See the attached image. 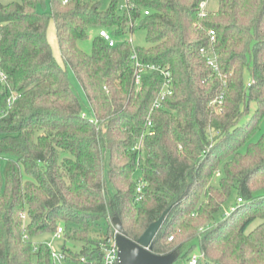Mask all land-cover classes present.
Returning <instances> with one entry per match:
<instances>
[{
  "label": "trees",
  "instance_id": "obj_1",
  "mask_svg": "<svg viewBox=\"0 0 264 264\" xmlns=\"http://www.w3.org/2000/svg\"><path fill=\"white\" fill-rule=\"evenodd\" d=\"M202 1L130 0L125 11L119 0L0 2V264H54L49 239H34L61 225L70 264L115 234L113 218L137 240L164 212L151 249L175 253L173 264L195 253L197 264H264V132L252 141L264 119V0H218L205 15ZM137 27L148 45L134 49L127 35ZM93 31L88 53L79 41ZM201 48L214 51L218 70ZM134 52L170 67L161 108L164 77L148 72L137 84ZM220 95L217 112L210 103Z\"/></svg>",
  "mask_w": 264,
  "mask_h": 264
},
{
  "label": "built area",
  "instance_id": "obj_2",
  "mask_svg": "<svg viewBox=\"0 0 264 264\" xmlns=\"http://www.w3.org/2000/svg\"><path fill=\"white\" fill-rule=\"evenodd\" d=\"M130 0H125V4H120L121 10H128L130 7L129 4ZM207 2L208 1H202L200 4V11L201 15H205L206 9H207ZM146 13H149L148 10L145 11ZM99 35L101 38H103L110 46H115L119 43V40L116 39L113 34L107 30V29H100ZM210 35V42L213 43L216 39V33L214 30L209 31ZM129 41L133 44L132 39L129 38ZM134 46V44H133ZM135 49V46H134ZM135 51V50H134ZM201 52L206 56L207 62L210 66H212L214 69L218 70V64L217 59L214 51L207 50L206 48H201ZM135 60V73L134 78L135 82L139 84L144 76L145 73L148 72H159L160 75L164 77V84L163 88L160 92V95L155 101L154 108H161L163 106V100L165 97L169 94H172V72L170 70L169 66L162 67L156 64H144L138 57V54L134 52L133 57ZM3 77V73H0ZM224 102L223 95H220L216 97L210 105L214 106L217 112L222 111V105ZM86 116V114H84ZM148 125H152V120H148ZM219 175V174H218ZM142 190V185L138 187V191ZM242 199L239 198V201ZM231 209H235V207H231ZM22 217L26 219V215L23 214ZM64 233L63 226H59L58 229L53 234L54 238H62ZM116 233L117 230L115 229V234L112 237L107 238L105 241L101 242L99 249L86 255H81L77 261H79L81 264H119L120 256H119V247L116 242ZM24 238L29 239L30 237L25 234ZM170 240L173 239V236L169 238ZM48 246L51 248V254L54 261V264H65V262L69 259V257L62 251H57L53 248V245L51 241L49 240L47 242ZM37 248V246H36ZM200 255L195 253L192 255L189 264H197L198 259Z\"/></svg>",
  "mask_w": 264,
  "mask_h": 264
},
{
  "label": "rangeland",
  "instance_id": "obj_3",
  "mask_svg": "<svg viewBox=\"0 0 264 264\" xmlns=\"http://www.w3.org/2000/svg\"><path fill=\"white\" fill-rule=\"evenodd\" d=\"M20 1L21 0H0V2H2V3H11V2H20ZM110 1L111 0H104V6H107L110 3ZM119 3L125 4V0H119ZM218 5H219L218 0H208V2H207V8L209 10H216L218 8ZM40 8H44V7L40 6ZM49 9H50V3H49V1H47L46 10H49ZM94 35H95V31H93L90 34L89 38L79 41L80 47L88 53H90L92 51V40H93ZM146 35H147V32L145 29L137 27L134 31L130 32L127 35V38L132 39L135 47L147 46L148 42H147V36ZM48 40L51 43V46H52V49L54 51L55 56L61 62L62 58H61V54H60V47H59L57 33H56V29H55V23L53 20L50 21L49 26H48ZM68 75H69V79H70L72 88L78 94V96L80 97V99L82 101L83 111L86 114H90L89 104H88L86 95H85L82 87L80 86V84L78 82L77 77L75 76V74L71 68H68ZM245 78H246V80H249V78H250V74L248 71H246V73H245ZM255 109H256V104L254 102H252L251 103V111H253ZM263 132H264V119L260 124V128L257 129L256 132L254 133L252 141H257L261 137ZM0 138H1V135H0ZM244 149L245 148H243V150ZM6 163H7V158L2 157V163H1L2 169H5ZM235 198H236V193L233 194V196L231 197L229 202L234 201ZM229 202H227V204L223 207L222 213L224 212L226 214L229 211V209H228V208H230L228 206ZM231 204H233V203H231ZM110 223H111L112 227L115 228L113 219L110 220ZM98 225H102V230L100 232L102 235H105L107 232L105 221L99 220ZM93 235L96 236L97 233L94 231ZM41 239H49L53 245V248L57 251H60L62 249L63 244L65 243V239L63 237L62 238H54L48 234L44 235L43 237L42 236L36 237L34 239V241L37 242ZM66 246L71 248L72 250H74L77 253H79L81 251V248H82L81 244L74 245V243L72 241H67ZM184 263H185V259L180 258L176 261L175 264H184ZM70 264H81V263L79 261H73Z\"/></svg>",
  "mask_w": 264,
  "mask_h": 264
},
{
  "label": "water",
  "instance_id": "obj_4",
  "mask_svg": "<svg viewBox=\"0 0 264 264\" xmlns=\"http://www.w3.org/2000/svg\"><path fill=\"white\" fill-rule=\"evenodd\" d=\"M165 217L162 216L151 223L143 234L137 239L129 238L119 217L113 218L116 233V242L119 247V264H173L175 253L156 254L151 249V243L160 229Z\"/></svg>",
  "mask_w": 264,
  "mask_h": 264
}]
</instances>
